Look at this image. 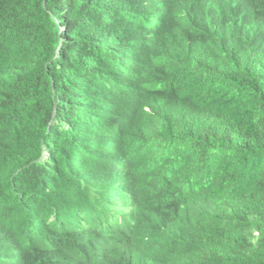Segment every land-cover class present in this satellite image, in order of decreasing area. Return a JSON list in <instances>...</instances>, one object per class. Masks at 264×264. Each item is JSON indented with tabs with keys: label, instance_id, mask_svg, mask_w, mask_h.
<instances>
[{
	"label": "trees",
	"instance_id": "trees-1",
	"mask_svg": "<svg viewBox=\"0 0 264 264\" xmlns=\"http://www.w3.org/2000/svg\"><path fill=\"white\" fill-rule=\"evenodd\" d=\"M251 1L0 0V264H264Z\"/></svg>",
	"mask_w": 264,
	"mask_h": 264
},
{
	"label": "clouds",
	"instance_id": "clouds-1",
	"mask_svg": "<svg viewBox=\"0 0 264 264\" xmlns=\"http://www.w3.org/2000/svg\"><path fill=\"white\" fill-rule=\"evenodd\" d=\"M134 1H135V3H143L144 2V0H134ZM239 1L240 2H238V5H236L234 8H232L231 11H235V12L239 11L240 13H242L248 7L247 6V1H251V0H239ZM252 4L253 3L251 1V5ZM147 16L148 17H152L153 16V18H154L155 14L149 13ZM249 19L250 20H254L255 17H250L249 16ZM144 23L145 24H144L143 34L148 31V29H146V26H147V24H149V22L147 20H145ZM62 29L63 28H61L60 30H62ZM122 85H125V84H122ZM127 185L126 184H117V186H115V188L113 190H111L112 194H114V193L117 194L114 197H123L125 194L120 193V188L121 189L123 188V189L126 190V186ZM89 226L90 225L84 227V230H82L80 233L82 235H84L86 237V239H87V244L89 245L88 254H89V256L91 257L92 260L94 259V257H96V255H98L97 249L99 248L100 245H102V248H101L102 253L101 254L110 253L114 257H116L118 250L125 248V247H123L122 242L115 235H113L109 231H106V229L104 230V228H102V234H101L100 238L92 237L91 236V228L93 226H91V227H89ZM84 243H86V242H84Z\"/></svg>",
	"mask_w": 264,
	"mask_h": 264
},
{
	"label": "bare ground",
	"instance_id": "bare-ground-1",
	"mask_svg": "<svg viewBox=\"0 0 264 264\" xmlns=\"http://www.w3.org/2000/svg\"><path fill=\"white\" fill-rule=\"evenodd\" d=\"M117 217V216H116ZM90 220V219H89ZM125 222V221H124ZM119 223V222H118ZM119 225V224H118Z\"/></svg>",
	"mask_w": 264,
	"mask_h": 264
}]
</instances>
